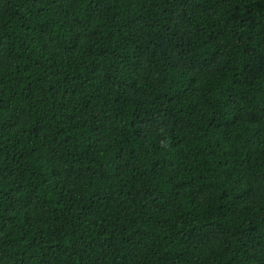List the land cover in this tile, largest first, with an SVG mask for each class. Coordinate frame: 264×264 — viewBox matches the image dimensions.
<instances>
[{"label": "trees", "instance_id": "16d2710c", "mask_svg": "<svg viewBox=\"0 0 264 264\" xmlns=\"http://www.w3.org/2000/svg\"><path fill=\"white\" fill-rule=\"evenodd\" d=\"M0 264H264V0H0Z\"/></svg>", "mask_w": 264, "mask_h": 264}, {"label": "bare ground", "instance_id": "6f19581e", "mask_svg": "<svg viewBox=\"0 0 264 264\" xmlns=\"http://www.w3.org/2000/svg\"><path fill=\"white\" fill-rule=\"evenodd\" d=\"M132 8V7H131Z\"/></svg>", "mask_w": 264, "mask_h": 264}]
</instances>
